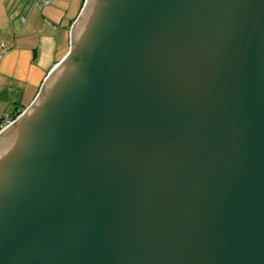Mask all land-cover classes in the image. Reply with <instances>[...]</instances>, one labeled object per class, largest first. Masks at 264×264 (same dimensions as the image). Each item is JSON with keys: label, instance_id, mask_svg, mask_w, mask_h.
I'll return each mask as SVG.
<instances>
[{"label": "water", "instance_id": "95a60500", "mask_svg": "<svg viewBox=\"0 0 264 264\" xmlns=\"http://www.w3.org/2000/svg\"><path fill=\"white\" fill-rule=\"evenodd\" d=\"M0 264H264V0H85L0 129Z\"/></svg>", "mask_w": 264, "mask_h": 264}, {"label": "crops", "instance_id": "0c3cea01", "mask_svg": "<svg viewBox=\"0 0 264 264\" xmlns=\"http://www.w3.org/2000/svg\"><path fill=\"white\" fill-rule=\"evenodd\" d=\"M85 0H0V115L24 110L70 49V30ZM25 19L23 21L22 19Z\"/></svg>", "mask_w": 264, "mask_h": 264}, {"label": "built area", "instance_id": "2783aa9c", "mask_svg": "<svg viewBox=\"0 0 264 264\" xmlns=\"http://www.w3.org/2000/svg\"><path fill=\"white\" fill-rule=\"evenodd\" d=\"M53 0H33V4L36 6H47L52 3ZM25 21V19H22ZM0 47L5 51L7 47L4 43L0 44ZM14 121V118L10 115L0 116V128L6 127Z\"/></svg>", "mask_w": 264, "mask_h": 264}, {"label": "trees", "instance_id": "16d2710c", "mask_svg": "<svg viewBox=\"0 0 264 264\" xmlns=\"http://www.w3.org/2000/svg\"><path fill=\"white\" fill-rule=\"evenodd\" d=\"M54 1V0H53ZM53 1H52V3H53ZM51 3V4H52ZM48 6V5H47ZM23 111V110H22ZM22 111H20V112H17V113H13L12 115H10V116H12V118H15V117H17V115H19ZM0 116H5V115H0Z\"/></svg>", "mask_w": 264, "mask_h": 264}, {"label": "rangeland", "instance_id": "374dc122", "mask_svg": "<svg viewBox=\"0 0 264 264\" xmlns=\"http://www.w3.org/2000/svg\"><path fill=\"white\" fill-rule=\"evenodd\" d=\"M17 116H18V115H17ZM15 118H16V117H15ZM15 118H14V119H15ZM3 128H4V127H3ZM0 129H2V128H0Z\"/></svg>", "mask_w": 264, "mask_h": 264}]
</instances>
